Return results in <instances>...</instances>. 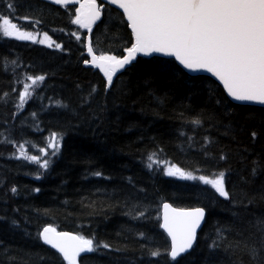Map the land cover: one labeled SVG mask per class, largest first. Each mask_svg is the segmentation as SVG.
Wrapping results in <instances>:
<instances>
[{"label":"trees","instance_id":"1","mask_svg":"<svg viewBox=\"0 0 264 264\" xmlns=\"http://www.w3.org/2000/svg\"><path fill=\"white\" fill-rule=\"evenodd\" d=\"M13 2L19 5L14 22L22 30L47 32L63 51L0 37V141L7 136L15 142H0V264H61L58 253L37 238L38 231L49 224L58 231L94 236L111 245V250L85 254L84 264H149L150 260L169 264L166 255L149 257L139 235L153 236L149 246L163 253L166 234L157 221L163 201L206 208L198 242L190 255L178 258L180 264H252L243 251L210 252L207 245L216 237L218 222L231 228L224 232L226 242L251 243L255 229L249 222L264 214V201L257 198L245 209L218 197L210 186L168 177L161 169L167 162L195 175L225 171L231 198L247 193V203L264 185V111L260 106L226 114L216 102L222 87L214 79L187 72L177 77L161 72L154 57L140 56L119 79L114 78L115 85L105 96L102 75L83 64L86 50L71 35L77 26L70 23L65 9L41 0ZM0 12L8 14L2 4ZM35 19L42 22L33 26L30 21ZM102 20L91 34L94 48L120 55L130 30L124 29L116 11L102 13ZM79 31L84 39V30ZM27 75H45V80L19 110L15 107L18 91L22 83H30ZM92 85L98 94L84 105L82 97ZM56 101L68 107H59ZM196 118L200 125L191 123ZM252 131L258 134L255 140ZM52 132L61 134L62 147L47 170L16 158L20 142H25L31 155L34 148L45 146ZM204 137L209 141L207 156ZM221 152L224 161L219 160ZM148 156L160 161L152 170L146 167ZM254 160L261 165L256 176L251 175ZM96 172L101 175L95 176ZM13 186L15 195L10 191ZM138 201L151 203L150 219L126 215Z\"/></svg>","mask_w":264,"mask_h":264},{"label":"snow or ice","instance_id":"2","mask_svg":"<svg viewBox=\"0 0 264 264\" xmlns=\"http://www.w3.org/2000/svg\"><path fill=\"white\" fill-rule=\"evenodd\" d=\"M41 2L65 9L70 17V23L77 26V31H72L71 35L80 41L86 50V55L82 53L83 64L90 65L92 69L102 74L101 90L105 96L114 87V78L119 79L127 70L126 66L136 61L138 55L152 57L153 54H161L163 57L175 58V62H172L154 57L158 60L161 72L171 73L177 77L186 75V72L210 73L211 77L219 82L217 87L222 85L221 98L216 102L224 108L226 114L233 109L247 108L251 105H258L260 110L264 111V0H99V2L41 0ZM0 4L8 13L0 12V37L47 44L49 48L54 45L56 49L63 51L62 45L54 44L47 32L43 34L42 39H38L36 32L22 30L18 23L14 22L19 6L16 2L0 0ZM112 11H116L120 16L124 29L130 30L127 31V44L120 55L98 51L94 48L91 37L94 26L99 28L98 22L104 23L102 13L110 14ZM22 19L29 20V17L24 16ZM30 22L35 26L42 21L35 19ZM79 30H84V39ZM44 80L45 75H27L26 81L30 83H22V90L18 91L19 103L15 107L23 110L36 87ZM16 91L17 89L13 88V92ZM94 94H98L96 85H92L88 95L82 97V104H88V101L94 98ZM7 95L5 93V96ZM56 104L62 108L68 107L59 101H56ZM13 115L16 116L17 113ZM31 115L35 118L37 114L33 112ZM191 123L200 125L201 121L196 118ZM35 128L36 131H40L39 125ZM257 135V132H251L253 140ZM188 139L190 141L192 138ZM61 141V134L52 132L47 137L45 146L34 148L31 155L26 151L25 142H20L16 147L19 153L16 158H23L38 165L39 169L47 170L52 162L51 158L56 157L62 147ZM0 142L15 144L7 136ZM208 142V137H204L202 147H205L206 156ZM147 160L146 167L150 170L160 163L158 159L153 160V156H148ZM219 160H226L223 152ZM164 165L161 169L164 175L180 181L199 182L210 186L218 197L245 209L257 198L264 201V185L245 203L247 193L239 199L231 198L232 193L225 184V171L215 172L211 176L195 175L192 171H184L174 164L168 165L164 162ZM252 165L251 175L256 176L261 165L255 160L252 161ZM94 175L100 176L101 173L96 172ZM36 179H40L39 172ZM241 179L243 180V177ZM10 191L15 195L17 188L13 186ZM35 191L39 192L40 189L37 188ZM161 207L162 212L157 216V221L159 228L166 234L164 251L162 253L159 247L149 246L154 243V237L147 232L139 233L145 242L141 244V248L147 246V255L151 258L166 255L169 264H180V259L186 254L190 255V250H194V245L198 242V230L205 221L206 208L174 207L167 202L162 203ZM126 215L132 219L148 220L151 218V203L143 201L132 203ZM233 216H237V213H233ZM249 223L255 229L250 234L251 243L246 240L226 242L224 232L231 231V228L218 222L216 237L207 245L210 252L216 249L233 253L243 251L251 258L252 264H264V214L257 216L254 223ZM12 224L15 226L16 221L13 220ZM37 238L58 253L61 264H84L85 256L82 254L93 253L100 248L111 250L110 244L96 241L94 236L58 231L50 224L38 231ZM149 264H152L151 260Z\"/></svg>","mask_w":264,"mask_h":264},{"label":"water","instance_id":"3","mask_svg":"<svg viewBox=\"0 0 264 264\" xmlns=\"http://www.w3.org/2000/svg\"><path fill=\"white\" fill-rule=\"evenodd\" d=\"M99 1V0H98ZM140 57H146V56H143V55H139ZM152 57H161V58H166V59H173L174 61H175V58L174 57H163V56H161V54H153V56ZM146 58H150V57H146ZM134 62V61H133ZM90 66V65H89ZM126 67H128V66H126ZM186 71V70H185ZM188 74H190V75H205V76H209V77H211V74L210 73H206V72H193V73H188ZM212 79H214L215 80V78L214 77H211ZM218 84H219V82L218 81H216ZM221 87H222V85H221ZM252 106H258V105H252ZM164 202H167V203H170V202H168V201H163L162 203H164ZM162 203H161V205H162ZM161 205H160V213L162 212V207H161ZM174 207H176V206H174ZM195 207H202V206H195ZM203 224H204V222L202 223V226H203ZM202 226H201V228H202ZM162 230V229H161ZM163 231V230H162ZM199 231H200V229L198 230V233H199ZM191 251V250H190ZM88 254V253H87ZM82 255H85V254H82Z\"/></svg>","mask_w":264,"mask_h":264},{"label":"rangeland","instance_id":"4","mask_svg":"<svg viewBox=\"0 0 264 264\" xmlns=\"http://www.w3.org/2000/svg\"><path fill=\"white\" fill-rule=\"evenodd\" d=\"M43 38V34H38V39H42ZM45 45H47V44H45Z\"/></svg>","mask_w":264,"mask_h":264}]
</instances>
